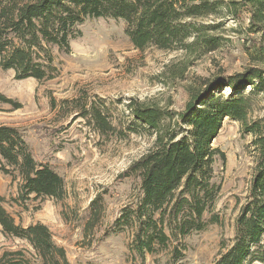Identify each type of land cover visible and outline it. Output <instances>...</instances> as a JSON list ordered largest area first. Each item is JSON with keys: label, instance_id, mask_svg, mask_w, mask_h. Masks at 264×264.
Listing matches in <instances>:
<instances>
[{"label": "rangeland", "instance_id": "rangeland-1", "mask_svg": "<svg viewBox=\"0 0 264 264\" xmlns=\"http://www.w3.org/2000/svg\"><path fill=\"white\" fill-rule=\"evenodd\" d=\"M197 23L217 27L210 32L221 37L216 49L190 53L150 46L141 51L126 35L123 21L97 18L82 25L84 34L71 42L70 53L52 48L54 78L17 80L13 70L0 68V96L12 101L0 99V125L20 129L34 157L63 176L67 192L61 201H19L21 180L0 170V195L18 224L48 226L71 264H166L176 246L186 255L182 264H212L222 246L232 244L256 159L253 136L226 118L212 144L226 157L215 167L222 191L204 215L218 223L173 238L143 259L134 249L139 227L134 211L143 193L140 178L129 170L153 148L154 138L138 126L136 132L130 130L134 118L128 103L183 111L206 81L264 68V54L250 41L255 36L248 32L247 20L240 26L231 17L215 16ZM252 91L249 86L241 91L252 94L249 118L264 122V94ZM232 92L225 88L222 93L229 97ZM99 111L111 125L105 133L91 119ZM166 233L170 235L168 229ZM22 249L31 258L25 241L0 231V255ZM261 249L264 253V240Z\"/></svg>", "mask_w": 264, "mask_h": 264}, {"label": "trees", "instance_id": "trees-1", "mask_svg": "<svg viewBox=\"0 0 264 264\" xmlns=\"http://www.w3.org/2000/svg\"><path fill=\"white\" fill-rule=\"evenodd\" d=\"M215 16L231 17L240 26L247 20V30L255 36L250 41L264 54V0H0V68L13 70L17 80L54 78L52 48L70 53L71 42L84 34L82 25L97 18L123 21L126 35L141 51L150 46L210 51L221 43V37L210 33L217 27L197 20ZM247 86L253 93L264 94V68L206 81L192 93L183 111L128 103L134 118L130 130L136 132L138 126L154 138L153 148L129 170L140 178L143 193L134 211L139 222L134 249L142 259L167 247L173 238L218 223L214 216L206 220L204 215L214 208L222 191L215 167L219 158L226 162V157L212 144L229 118L241 124L244 135L253 136L256 165L247 202L236 218L235 238L231 245L222 246L212 264L264 262V122L249 118L252 94L241 93ZM225 88L232 89L231 96L223 95ZM91 119L99 132L111 128L100 111ZM0 161L4 162L1 171L21 180L19 201L65 198L63 176L34 157L20 129L0 125ZM4 203L0 195V231L25 241L32 253L29 258L23 249L6 251L0 255V264H71L48 226L18 224ZM185 259L176 246L166 264H182Z\"/></svg>", "mask_w": 264, "mask_h": 264}]
</instances>
